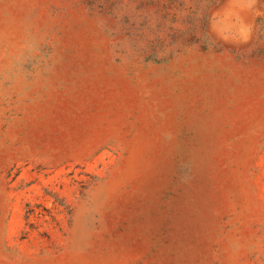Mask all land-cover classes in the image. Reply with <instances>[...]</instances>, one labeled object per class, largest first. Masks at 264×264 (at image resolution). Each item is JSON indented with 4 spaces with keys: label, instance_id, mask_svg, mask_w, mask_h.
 Instances as JSON below:
<instances>
[{
    "label": "rangeland",
    "instance_id": "rangeland-1",
    "mask_svg": "<svg viewBox=\"0 0 264 264\" xmlns=\"http://www.w3.org/2000/svg\"><path fill=\"white\" fill-rule=\"evenodd\" d=\"M0 264H264V0H0Z\"/></svg>",
    "mask_w": 264,
    "mask_h": 264
}]
</instances>
